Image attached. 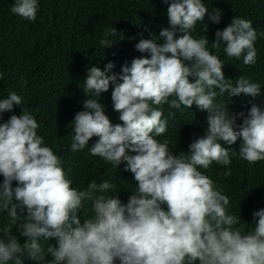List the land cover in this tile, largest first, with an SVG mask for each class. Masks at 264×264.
Returning a JSON list of instances; mask_svg holds the SVG:
<instances>
[{
  "label": "clouds",
  "instance_id": "clouds-1",
  "mask_svg": "<svg viewBox=\"0 0 264 264\" xmlns=\"http://www.w3.org/2000/svg\"><path fill=\"white\" fill-rule=\"evenodd\" d=\"M161 2L168 5L169 23L159 32L163 43L155 36L141 38L135 50L148 55L125 63L119 74L111 73V61L103 71L88 67L83 93L98 99H85L84 110L72 121V152L87 147L91 156L116 168L124 164V171L133 174L136 189L127 203L119 199L120 192L108 194L116 188L108 180L73 188L71 168L66 171L62 158L38 135L36 118L20 107L22 96L13 91L0 99V120L14 105L21 109L0 123V213L8 218L0 229V264H24L25 254L36 264H264V208L252 213L255 226L247 230L241 215L229 212L231 197L206 174L215 162L228 169L220 175H232L230 152L237 151L221 142L232 145L238 138L239 159L250 166L264 161V109L253 103L245 115L214 102L225 93L258 97L260 85L239 76L233 86L225 78L224 61L206 47L207 36L193 37L198 22L207 31L206 15L220 22L219 9L210 12L202 0ZM37 11L38 0H15L10 9L30 22ZM257 38L251 20L234 17L215 32L212 47L219 51L225 45L227 58L242 57L251 67ZM122 39L109 27L99 44L106 49ZM3 77L0 71V81ZM110 85L112 107L122 122L115 125L99 102ZM165 105L175 110L195 105L208 113L206 132L189 145L190 155L174 154L167 139H157L168 129L162 119ZM93 137L98 139L89 147ZM88 203L92 215L82 222ZM41 238L56 244L45 249Z\"/></svg>",
  "mask_w": 264,
  "mask_h": 264
},
{
  "label": "trees",
  "instance_id": "trees-1",
  "mask_svg": "<svg viewBox=\"0 0 264 264\" xmlns=\"http://www.w3.org/2000/svg\"><path fill=\"white\" fill-rule=\"evenodd\" d=\"M202 2L209 7L210 12L213 9L220 10V22L214 24L206 15L204 23L208 26L207 31L198 22L193 37L198 39L207 36L209 43L206 47L224 61L225 78L231 79L233 86L239 76L260 85L258 97L243 94L230 97L225 93L218 95L214 102L226 104L232 113L244 112L245 115L253 103L264 109V35H261L264 32V0ZM14 3L15 0H0V71L4 73L0 81V99L7 98L13 91L22 96L20 107L30 110L36 118L40 125L38 135L44 138L46 146L62 158L65 170L71 168L69 177L73 179V188H86L93 180L97 183L108 180L116 185L108 194L120 192L119 199L127 203L130 193L136 189L133 174L124 171V164L116 168L98 156H91L87 147L72 152V121L76 112L84 110L85 99H98L91 93H83L88 67L98 66L103 71L111 61L114 64L111 73L119 74L125 63L130 65L133 58L146 57L147 53L135 50V44L141 38L149 39L153 36L157 37V43H163L159 32L169 27L166 15L168 5L161 0H38L36 20L30 22L10 12ZM234 17L251 20L257 32L258 38L254 44L257 60L251 67L243 64L242 57L239 60L227 58L223 51L225 45L222 44L219 51L212 47L215 32L230 24ZM109 27H115L124 39L103 49L99 40ZM112 39L118 40L119 37ZM111 91L110 85L108 92L101 93L99 102L104 105L105 114L115 125L122 122L119 113L113 110ZM20 107L14 105L13 112L4 113L0 123L6 122L12 114L19 115ZM164 109L162 119L168 121V129L157 139L161 142L167 139L174 154L180 155L183 152L190 155L189 145L206 132L208 113L195 105L191 109L181 106V110L169 109L165 105ZM236 122L242 123V118H237ZM97 139L93 137L89 147ZM221 143L223 147L237 151L236 155L230 152L232 175H220L228 169L215 162L206 170V174L223 188L225 195L231 197L230 214L241 215V223L247 224V230H252L255 226L252 224V213L264 208V161L250 166L239 159L240 138L232 145ZM2 180L0 176V182ZM15 186L16 182H13ZM86 208L88 211L80 214L82 222L85 215H92L90 203ZM7 220L6 213H0V229L7 226ZM12 233L19 236L16 227L12 228ZM24 239L20 237V242L23 243ZM40 242L45 249L49 244H56L53 239L44 241L41 238ZM46 258L50 260L51 256L46 255ZM23 259L24 264H36L27 259V254Z\"/></svg>",
  "mask_w": 264,
  "mask_h": 264
}]
</instances>
